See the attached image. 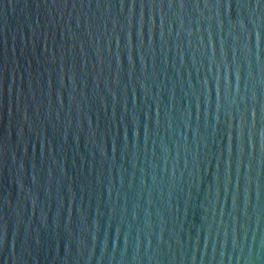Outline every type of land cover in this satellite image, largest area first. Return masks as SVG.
I'll return each instance as SVG.
<instances>
[{
	"label": "water",
	"instance_id": "obj_1",
	"mask_svg": "<svg viewBox=\"0 0 264 264\" xmlns=\"http://www.w3.org/2000/svg\"><path fill=\"white\" fill-rule=\"evenodd\" d=\"M0 264H264V0H0Z\"/></svg>",
	"mask_w": 264,
	"mask_h": 264
}]
</instances>
